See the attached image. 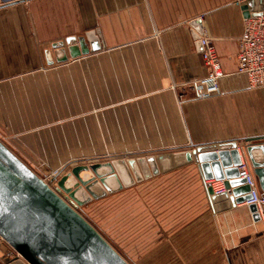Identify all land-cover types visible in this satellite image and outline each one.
Segmentation results:
<instances>
[{
    "label": "crops",
    "instance_id": "crops-1",
    "mask_svg": "<svg viewBox=\"0 0 264 264\" xmlns=\"http://www.w3.org/2000/svg\"><path fill=\"white\" fill-rule=\"evenodd\" d=\"M246 1L0 0V132L10 143L4 141L46 170L264 137V88L232 75L220 80V94L197 99L186 85L207 72L193 21L203 17L232 70ZM97 30V51L64 60L67 37ZM211 182L222 181L204 179L193 162L122 188L136 239L147 243V255L161 241L162 264H264V213L254 221L244 202L217 211ZM6 247L0 264H30L14 248L19 255L8 258ZM159 255L149 254L148 264H159Z\"/></svg>",
    "mask_w": 264,
    "mask_h": 264
},
{
    "label": "water",
    "instance_id": "water-1",
    "mask_svg": "<svg viewBox=\"0 0 264 264\" xmlns=\"http://www.w3.org/2000/svg\"><path fill=\"white\" fill-rule=\"evenodd\" d=\"M241 8L245 18L260 15L264 0H247ZM193 24L198 28L197 39L203 50L201 19L198 17ZM98 33L67 37L68 55L64 60L97 51ZM263 139L189 145L185 150L121 160L120 168L112 162L77 165L59 179L58 174L53 175L56 184L51 185L0 138V236L30 264H130L81 214V206L92 197L107 194V190L122 189L125 183L196 162L204 179L223 182L225 191L221 193H215L212 184L206 186L214 208L220 211L235 207L251 198L250 186L240 178L237 168L241 160L239 146L243 154L247 152L264 190V142L244 145V141ZM126 177L129 182H125ZM98 187L101 192L96 190ZM247 206L254 221H259L257 205Z\"/></svg>",
    "mask_w": 264,
    "mask_h": 264
},
{
    "label": "built area",
    "instance_id": "built-area-1",
    "mask_svg": "<svg viewBox=\"0 0 264 264\" xmlns=\"http://www.w3.org/2000/svg\"><path fill=\"white\" fill-rule=\"evenodd\" d=\"M215 40V37L203 26L201 35L203 50L201 54L207 72L205 76L196 77L186 83L195 98L202 99L220 94L222 92L220 80L232 75L246 76L251 88H264V10L260 15L245 18L243 32L238 38L236 65L232 70H227L223 66ZM179 98L183 101L185 99L184 93H180ZM240 156L241 160L237 168L240 178L245 179L246 184L250 186L249 194L251 195V198L244 203L247 205L256 204L262 217L264 213V191L259 188L255 173L247 158L241 153ZM210 184H212L215 193L225 191L223 182L221 185H216L213 182ZM5 242L6 240L0 236V247H6ZM5 254L8 258L19 255L9 246L5 248Z\"/></svg>",
    "mask_w": 264,
    "mask_h": 264
},
{
    "label": "rangeland",
    "instance_id": "rangeland-1",
    "mask_svg": "<svg viewBox=\"0 0 264 264\" xmlns=\"http://www.w3.org/2000/svg\"><path fill=\"white\" fill-rule=\"evenodd\" d=\"M2 136V137H1ZM0 138L5 139L10 143L8 136H5L0 132ZM3 139V140H4ZM264 140V139H263ZM17 150V149H16ZM22 156V155H21ZM141 155H112L107 157H95L91 159L78 160L70 165L60 169H44L42 164L28 163L36 168V172H39L41 177L44 178L51 185L56 184V181H52V176L58 174V179L63 176L72 167L77 165H88L95 163L112 162L116 168L121 167V160L127 161L136 158ZM23 157V156H22ZM153 177V176H152ZM144 179L140 180L143 181ZM124 181V180H123ZM129 182V180H128ZM138 180L125 184L122 190L129 192V187L137 183ZM115 183H113L114 186ZM120 188L117 190L109 191L107 194L100 193V197H92L86 204L80 207L81 214L106 238V240L130 263V264H148V255L155 253L160 254L156 261L159 264L163 262V250L162 242L158 241L152 243L151 252L147 255L148 247L146 242H141L136 239L140 230L137 226L133 225L134 220L131 218L130 202L128 198L129 193L125 198H128L126 203L121 204L120 196L124 194ZM124 200V198H122ZM160 245V246H159ZM140 249V250H138ZM155 249L154 251H152ZM167 255V261H168Z\"/></svg>",
    "mask_w": 264,
    "mask_h": 264
},
{
    "label": "bare ground",
    "instance_id": "bare-ground-1",
    "mask_svg": "<svg viewBox=\"0 0 264 264\" xmlns=\"http://www.w3.org/2000/svg\"><path fill=\"white\" fill-rule=\"evenodd\" d=\"M89 175H90V172H87V173H86V177H88ZM126 179L128 180V179H129V177H126ZM96 190H97V191H99V192H101V191L99 190V187H98V188H96Z\"/></svg>",
    "mask_w": 264,
    "mask_h": 264
}]
</instances>
